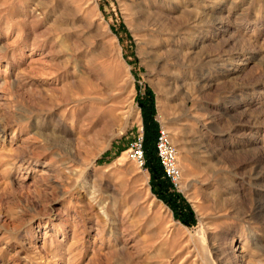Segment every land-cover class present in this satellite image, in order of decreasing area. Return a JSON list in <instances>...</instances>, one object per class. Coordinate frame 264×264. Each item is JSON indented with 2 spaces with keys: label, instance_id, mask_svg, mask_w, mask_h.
Returning a JSON list of instances; mask_svg holds the SVG:
<instances>
[{
  "label": "rangeland",
  "instance_id": "374dc122",
  "mask_svg": "<svg viewBox=\"0 0 264 264\" xmlns=\"http://www.w3.org/2000/svg\"><path fill=\"white\" fill-rule=\"evenodd\" d=\"M0 264H264V0H0Z\"/></svg>",
  "mask_w": 264,
  "mask_h": 264
},
{
  "label": "built area",
  "instance_id": "2783aa9c",
  "mask_svg": "<svg viewBox=\"0 0 264 264\" xmlns=\"http://www.w3.org/2000/svg\"><path fill=\"white\" fill-rule=\"evenodd\" d=\"M144 145V134H141L134 143L133 148L130 150L131 159L141 165H143L145 161ZM156 150L166 177L174 186L178 187L181 179V172L178 167L177 152L173 145L170 133L167 130H160L156 141Z\"/></svg>",
  "mask_w": 264,
  "mask_h": 264
},
{
  "label": "trees",
  "instance_id": "16d2710c",
  "mask_svg": "<svg viewBox=\"0 0 264 264\" xmlns=\"http://www.w3.org/2000/svg\"><path fill=\"white\" fill-rule=\"evenodd\" d=\"M151 129V128H150ZM148 127V132L146 134L145 137V149H146V153L148 155V169L150 170L153 179H158L159 174H163L166 181L170 184V186L172 188H174V185L171 183V181L166 177L165 175V171L163 169V166L160 162V159L158 157L157 154V150H156V141H157V137H158V132L157 135L151 131ZM154 144V145H153ZM154 152V153H153ZM155 155V157H154ZM166 192V191H165ZM167 197L172 200V198H174L175 196L172 193H169L168 191L166 193H161V197Z\"/></svg>",
  "mask_w": 264,
  "mask_h": 264
},
{
  "label": "bare ground",
  "instance_id": "6f19581e",
  "mask_svg": "<svg viewBox=\"0 0 264 264\" xmlns=\"http://www.w3.org/2000/svg\"><path fill=\"white\" fill-rule=\"evenodd\" d=\"M162 30H163V29H162ZM162 30H161V31H162ZM163 31H164V30H163ZM163 31H162V33H163ZM164 32H165V31H164ZM178 167H179V166H178ZM180 168H181V167H180ZM180 168H179V169H180ZM180 172H181V170H180ZM186 174H187V173H186ZM181 180H182V173H181L180 184H181V186H182V188H183V187H184V185H183V183H184V182H181ZM193 181H194V180H193ZM185 183H186V182H185ZM185 187H187V186H185ZM239 241H241V238H240V237H239V238H237V239H235V241H234V242H236V243H237V242H239ZM235 247H238V249H240V246H239V245H238V246H237V245H235ZM242 251H243V250H242ZM234 253H235V252H233V254H234ZM242 253H243V252H242ZM241 257H242V256H241Z\"/></svg>",
  "mask_w": 264,
  "mask_h": 264
}]
</instances>
